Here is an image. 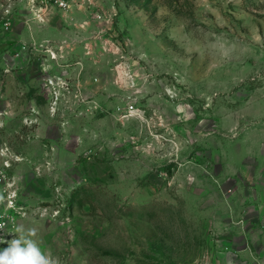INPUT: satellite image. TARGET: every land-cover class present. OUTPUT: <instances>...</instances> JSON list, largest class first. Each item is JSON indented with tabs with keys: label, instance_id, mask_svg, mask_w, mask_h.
I'll use <instances>...</instances> for the list:
<instances>
[{
	"label": "rangeland",
	"instance_id": "obj_1",
	"mask_svg": "<svg viewBox=\"0 0 264 264\" xmlns=\"http://www.w3.org/2000/svg\"><path fill=\"white\" fill-rule=\"evenodd\" d=\"M68 2L0 0V238L34 229L57 264H264L232 209L264 139V0Z\"/></svg>",
	"mask_w": 264,
	"mask_h": 264
},
{
	"label": "crops",
	"instance_id": "obj_2",
	"mask_svg": "<svg viewBox=\"0 0 264 264\" xmlns=\"http://www.w3.org/2000/svg\"><path fill=\"white\" fill-rule=\"evenodd\" d=\"M261 140H257L254 145V147L257 145L254 152L255 150L259 151V156L251 158L252 162L249 164V170L247 172H245L246 170L243 171L246 175L240 174L245 185L242 186L240 182L239 189L241 190L237 192L242 193L240 195L243 196L239 202L235 200V203L238 202L239 208H232L234 211L233 217L235 218V215L236 218L240 216L244 223L248 225H264V139ZM251 155L253 154L251 153ZM245 176H248V179L245 180ZM237 187L235 186L234 189H237Z\"/></svg>",
	"mask_w": 264,
	"mask_h": 264
},
{
	"label": "clouds",
	"instance_id": "obj_3",
	"mask_svg": "<svg viewBox=\"0 0 264 264\" xmlns=\"http://www.w3.org/2000/svg\"><path fill=\"white\" fill-rule=\"evenodd\" d=\"M5 225L0 224V229ZM19 233L18 238L4 241L0 238V243H8V247L0 250V264H57V261L50 255L41 251L38 243L30 238L35 235V230L30 229L25 234L23 226L16 228Z\"/></svg>",
	"mask_w": 264,
	"mask_h": 264
},
{
	"label": "built area",
	"instance_id": "obj_4",
	"mask_svg": "<svg viewBox=\"0 0 264 264\" xmlns=\"http://www.w3.org/2000/svg\"><path fill=\"white\" fill-rule=\"evenodd\" d=\"M43 1L45 3L41 5V11L45 13L49 9V6H48V1L49 0H43ZM55 2L61 8H65V7H68L69 6L68 0H55ZM46 51H47L48 54H51V58L52 59H57V58H53V56H56L57 57V53L55 51H53L51 49H47ZM137 110L138 109L135 108L134 105H130L129 108L127 109V115L135 114V112ZM3 152H4V150L2 151V153ZM11 192H9L8 195H7V197H8L9 200H11V198L13 197Z\"/></svg>",
	"mask_w": 264,
	"mask_h": 264
},
{
	"label": "bare ground",
	"instance_id": "obj_5",
	"mask_svg": "<svg viewBox=\"0 0 264 264\" xmlns=\"http://www.w3.org/2000/svg\"><path fill=\"white\" fill-rule=\"evenodd\" d=\"M54 58H56V56H53ZM53 83V82H52Z\"/></svg>",
	"mask_w": 264,
	"mask_h": 264
}]
</instances>
